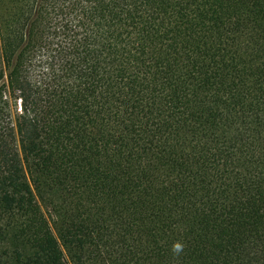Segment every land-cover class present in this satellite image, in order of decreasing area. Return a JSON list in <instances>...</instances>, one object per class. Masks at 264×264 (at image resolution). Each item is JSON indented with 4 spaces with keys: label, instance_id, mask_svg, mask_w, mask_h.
Masks as SVG:
<instances>
[{
    "label": "trees",
    "instance_id": "trees-1",
    "mask_svg": "<svg viewBox=\"0 0 264 264\" xmlns=\"http://www.w3.org/2000/svg\"><path fill=\"white\" fill-rule=\"evenodd\" d=\"M0 264H264V0H0Z\"/></svg>",
    "mask_w": 264,
    "mask_h": 264
},
{
    "label": "rangeland",
    "instance_id": "rangeland-1",
    "mask_svg": "<svg viewBox=\"0 0 264 264\" xmlns=\"http://www.w3.org/2000/svg\"><path fill=\"white\" fill-rule=\"evenodd\" d=\"M3 79H5V72H4L3 65L0 60V80H3Z\"/></svg>",
    "mask_w": 264,
    "mask_h": 264
}]
</instances>
